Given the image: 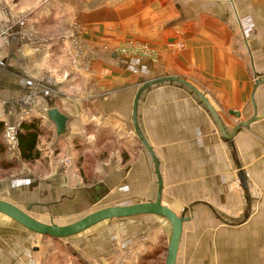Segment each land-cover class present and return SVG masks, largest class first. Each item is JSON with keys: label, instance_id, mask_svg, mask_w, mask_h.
Segmentation results:
<instances>
[{"label": "crops", "instance_id": "obj_1", "mask_svg": "<svg viewBox=\"0 0 264 264\" xmlns=\"http://www.w3.org/2000/svg\"><path fill=\"white\" fill-rule=\"evenodd\" d=\"M0 1L12 4L16 15L33 12L0 46V120L14 121L19 100L33 95L37 117L51 133L40 140L35 170L0 180V199L22 208L45 204L30 212L40 221L82 213L108 198L123 196V205L156 199L155 164L132 118L144 83L186 79L229 132L255 113L251 96L264 79V0ZM31 33L46 43L33 42ZM139 44L152 54L118 52ZM254 97L263 115L264 81ZM140 100L141 129L161 161L162 202L189 217L176 264H264V118L227 143L200 99L180 84L153 85ZM45 104L70 117L67 135L58 137L54 123L40 116ZM79 146L105 148L110 156L89 184L70 161ZM124 219L105 249L99 234L55 240L2 213L0 264H128L155 248L158 259L167 255L170 221Z\"/></svg>", "mask_w": 264, "mask_h": 264}, {"label": "water", "instance_id": "obj_2", "mask_svg": "<svg viewBox=\"0 0 264 264\" xmlns=\"http://www.w3.org/2000/svg\"><path fill=\"white\" fill-rule=\"evenodd\" d=\"M264 79H257L255 90L258 86L263 83ZM166 82L177 83L180 86H184L188 89L189 92L194 94L198 99H200L201 103L205 106L207 112L214 118L218 128L220 129L224 140L229 143L232 142L234 137L242 130L244 127H248L251 123L258 121L261 118H264V114L260 115L257 112V103L254 97L255 90L252 94V102L254 106V115L252 118L248 120H243L237 123L234 126L232 131H228L225 127L221 116L215 110L214 106L210 103V100L206 97V95L196 88L192 83L187 81L186 79L178 76H166L165 78L153 79L144 83L136 93L134 98V105L132 111L133 125L134 130L139 136L143 146H145L149 155L151 156L152 161L155 164V174L158 178L157 182V196L154 201L150 202H139L137 204H124V205H109L108 207H102L100 209L94 210L93 212L78 218V220L59 225L53 221L54 215L51 216V221L46 223L40 221L36 217L30 214L32 212V208L34 206H44L43 203H27L25 208H22L19 205H16L6 199H0V214L4 213L13 219L16 223H19L26 229L31 232H35L44 236H51L56 239H63L66 237H72L79 235L84 231H87L93 228L95 225L100 224L101 222L114 220V219H124L130 217H136L139 215H158L161 216L172 224V231L170 235V241L167 248V256L165 264H176L179 254V248L182 242V234L184 229V224L187 220H189L188 216H179L171 207L165 206L162 202L163 198V187L164 180L161 175V161H159L153 146L149 144L148 139L146 138L144 132L140 126V115H139V105L140 99L142 95L151 88L153 85L163 84ZM231 113H235L238 116H241V113L237 111H230ZM47 117L54 123L56 128V133L58 137L67 135L68 133V123L70 121V117H68L65 113L59 110L56 107H49L47 111Z\"/></svg>", "mask_w": 264, "mask_h": 264}, {"label": "rangeland", "instance_id": "obj_3", "mask_svg": "<svg viewBox=\"0 0 264 264\" xmlns=\"http://www.w3.org/2000/svg\"><path fill=\"white\" fill-rule=\"evenodd\" d=\"M2 1H4V0H2ZM6 2H7V0H6ZM2 3L3 2L0 1V6L3 5ZM5 5H6V7L9 8L10 12H13V14H17L18 13V12L16 13V11L13 8L12 4L8 3V4H5ZM2 14H3V12L1 10L0 18H2ZM79 147L81 148V151L76 152V154L74 156L71 155L70 161H71V163L74 166H76V167L78 166V169L80 171L79 172L80 175L82 176V178L86 177V178H84V181L89 184V183H92V181L95 180L94 176L97 177V178L99 177L100 174H98L96 172L97 167L100 164H102L105 161H107V159L110 156L109 155L106 156L105 151H107V149H105V148L102 149V150H98V151L92 150V152H89V151H83V147L82 146H79ZM12 159L13 158L10 155H7V157H4V158L1 159V161H2L1 162V165H3V167L0 168V180L2 178H10V177H15L16 178L19 175H21L22 173L28 172L31 169L32 170H35V168L37 167V166H35V164H37L36 161L41 160V159L34 160L30 164L28 162H24V161H21L19 159H15V160L12 161ZM66 160L68 162V159L67 158H66ZM11 161L12 162H15L16 167L15 166L14 167L5 166L6 167L5 168L4 167L5 163L6 164L7 163H11ZM64 162H65V160H64ZM40 163L42 164L43 167H46V164L43 161H40ZM38 166H40V165H38ZM43 167H41V168H43ZM43 169H45V168H43ZM83 173H86L85 174L86 176H84ZM112 197H114V196H112ZM115 199H117L119 201L118 202L110 201L109 198H108V199H106L105 201H103L102 203H100L98 205H95L93 207H90V208H88L86 210L84 209L85 211L82 210L83 211L82 213L79 212V211L78 212L76 211L75 214L72 215V216H65L63 218L54 217L53 220H54V222L56 224L63 225V224H67L69 222H73L75 220H78V218H81V217H83V216H85V215L93 212L94 210L100 209L102 207H108L109 205H114V204H116V205H119V204L123 205V201H124L123 196H120L119 198H116L115 197ZM34 213L37 216L39 215L36 210L34 211ZM42 218L47 223L51 221V217L49 215H44ZM124 220H113L111 222L109 221L108 223L107 222H103V223H101V224H99L97 226H94V228H92V229H90L88 231H85V232L79 234V236L77 238L81 237V238H86L87 239V237L90 236V235L91 236H94V234H99V235L102 236L101 237L102 243H106V245H105V249H106L107 247H109V242L111 243V242H113V240L117 239V237H118V230L123 227ZM123 229H125V227ZM97 239H99V236L97 237ZM167 244L168 243H166V247L168 248V245ZM54 245H55L54 246L55 248L59 249V246L60 245H58L57 243L54 244ZM127 250H128V248H125V250L122 251L124 253V256L128 254L127 253ZM165 252H166V254L168 253L167 252V249H165ZM166 256L167 255L164 254V256H162L157 261L156 264H165V262H166ZM138 260L139 259H138L137 256L136 257H133L132 256V258L129 259L127 263L128 264H136L135 262L138 261ZM50 264H52V262ZM57 264H63V263H57ZM73 264H77L76 261H73Z\"/></svg>", "mask_w": 264, "mask_h": 264}, {"label": "built area", "instance_id": "obj_4", "mask_svg": "<svg viewBox=\"0 0 264 264\" xmlns=\"http://www.w3.org/2000/svg\"><path fill=\"white\" fill-rule=\"evenodd\" d=\"M1 10L3 12L2 18H0V46L3 44V42H6L9 40L10 36L12 35V30L14 26L16 25H25L27 24L28 19L32 16V11H27V13L16 15L13 14V12H10L9 8L6 7V5H3L1 7ZM44 37V36H43ZM43 37H38L35 33L30 34V39L33 42L41 41L40 44L46 43V39ZM43 38V39H42ZM121 53L125 54H144V55H150L152 54L151 48L144 44L139 45H130V46H121L119 48V51ZM20 103V112L17 115V117L14 119V121H8L5 123V129H4V139L5 143L7 145V148L9 151L15 155L18 154V147H19V133L21 129V125L24 121L30 119V117L37 116L36 107L38 103L36 102V99L33 97V95L21 98L19 100ZM49 109L48 105H42V111L40 116L47 118V111ZM67 162V160H66ZM65 162V163H66ZM128 253V252H127ZM130 254L128 253L125 255V258H128ZM123 260V261H124ZM123 264V263H121Z\"/></svg>", "mask_w": 264, "mask_h": 264}, {"label": "trees", "instance_id": "obj_5", "mask_svg": "<svg viewBox=\"0 0 264 264\" xmlns=\"http://www.w3.org/2000/svg\"><path fill=\"white\" fill-rule=\"evenodd\" d=\"M4 129L5 123L0 120V168L3 167L1 165V159L10 155L13 159H19L24 162H28L31 164L32 161L41 159L42 152L38 148L39 143L42 137L45 135H50V131L47 127L44 126L43 118L33 116L30 119L24 121L21 125L20 135H19V151L18 154L13 155L9 149H7L4 137ZM5 163V166L8 167H16L15 162ZM3 164V163H2ZM12 165V166H11ZM6 168V167H5ZM86 173H83L84 176ZM58 240L56 238H53ZM168 245V244H167ZM167 249V247L165 248ZM157 248L154 251L146 250L144 254L141 256L139 262L137 264H156L158 261ZM164 263V262H163Z\"/></svg>", "mask_w": 264, "mask_h": 264}]
</instances>
